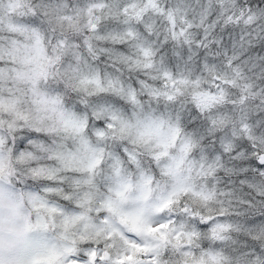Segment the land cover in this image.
Here are the masks:
<instances>
[{"label":"snow or ice","instance_id":"1","mask_svg":"<svg viewBox=\"0 0 264 264\" xmlns=\"http://www.w3.org/2000/svg\"><path fill=\"white\" fill-rule=\"evenodd\" d=\"M0 264H264V0H0Z\"/></svg>","mask_w":264,"mask_h":264}]
</instances>
